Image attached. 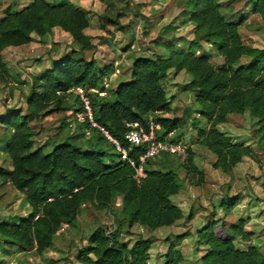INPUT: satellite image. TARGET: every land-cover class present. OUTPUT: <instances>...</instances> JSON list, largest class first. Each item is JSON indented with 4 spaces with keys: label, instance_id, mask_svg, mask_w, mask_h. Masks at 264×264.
I'll list each match as a JSON object with an SVG mask.
<instances>
[{
    "label": "trees",
    "instance_id": "obj_1",
    "mask_svg": "<svg viewBox=\"0 0 264 264\" xmlns=\"http://www.w3.org/2000/svg\"><path fill=\"white\" fill-rule=\"evenodd\" d=\"M251 1L252 14L264 23V0ZM189 6L190 20L195 26L190 49L179 51L172 45L168 57H138L132 65L130 80L114 88L110 85L108 89L109 76L117 69L115 65L98 67L96 59L87 58V53L94 52L96 46L87 34L89 15L75 4L53 5L47 0H34L0 22L2 82L11 76L3 60V52L8 48L27 46L35 36L43 38L55 28L70 35L78 46L54 61L43 75L33 78L26 115L12 110L10 117L2 121L12 134L4 148L12 169H0V180L2 185H11L25 197L31 213L19 223L0 222L1 238L23 251L35 250L42 255L52 248L54 238L64 227L76 224L86 204L106 210L111 209L117 198L121 208L116 219L128 230L140 227L155 233L182 220H192V215L186 217L172 201L182 190L179 171L173 167L155 170L150 166L158 160L179 157L180 170L185 171L189 186L203 187L206 173L196 164L195 152L188 149L184 155H164L149 161L148 176L139 182L131 163L138 167L148 146L135 147L125 141L128 123L146 127L150 117L159 125L161 139L176 134L183 126L181 117L170 116L174 110L163 86L171 71L176 75L185 72L191 77L186 91L195 95L200 107L198 114L207 121V127L198 130V144L215 157L214 169L232 176L245 158L260 163L252 146L235 144L219 127L233 116L248 113L258 120L255 145L264 156V48L245 44L241 31L246 21L229 20L227 9L219 0H191ZM203 44L217 47L223 59L220 68L212 64L210 56L198 54ZM245 58L250 60L248 66L238 68ZM79 88L90 96L97 122L121 141L130 161H123L114 145L96 131H92L99 136L96 144L103 143L106 147L87 151L82 147L81 136H70L63 142L53 143L49 151L46 150L48 145L35 148L33 119L72 111L70 117L75 119L79 129L86 126L76 121V113L82 109L80 97L74 93ZM101 93L106 95L101 96ZM69 100H73L72 106H66ZM176 140L182 141L178 136ZM111 148L117 151L119 162L109 153ZM246 226L243 219L231 224L225 238L217 235L215 222L200 229L197 244L205 253L203 264H264V253L254 245L253 233ZM119 234L118 230L110 232L98 226L89 236L88 246L79 251V264L151 263L152 239L140 237L129 246L120 241ZM238 242L245 248L239 249ZM183 261V252L173 244L166 254L165 264H182Z\"/></svg>",
    "mask_w": 264,
    "mask_h": 264
},
{
    "label": "rangeland",
    "instance_id": "obj_2",
    "mask_svg": "<svg viewBox=\"0 0 264 264\" xmlns=\"http://www.w3.org/2000/svg\"><path fill=\"white\" fill-rule=\"evenodd\" d=\"M34 0H0V22L8 14L19 12ZM53 5L71 2L88 13L90 27L87 34L96 46L94 52H88V59H96V65L106 68L115 65L118 70L109 76L112 88L122 81H129L132 65L138 57H168L174 45L175 50L190 49L194 39L195 26L190 20L191 0H47ZM225 7L226 16L231 21L245 20L242 37L246 45L264 48V23L259 16L252 14L251 0H219ZM78 46L70 35L59 28L49 30L43 37H34V41L23 47L8 48L3 52V60L11 74L7 81H0V169L11 170L12 163L4 148L11 131L2 121L10 117L12 110L27 114L28 97L35 77H40L50 69L53 62L71 53ZM199 55L210 56L216 68L223 65L217 47L203 44L197 50ZM250 60L243 59L237 67L248 66ZM191 81L190 75L183 72L178 75L169 72L163 81L167 97L171 101L174 113L183 119V126L176 132L187 145L196 152V164L206 173L203 187H191L184 170H180L182 161L177 158L168 161L158 160L151 164L155 170H167L171 167L179 171L182 190L172 201L185 211L192 220H182L177 225L149 233L146 229L135 227L128 230L116 219L121 208L120 199H116L111 209L99 210L90 203L86 204L73 226L64 227L54 238L52 248L40 255L35 250L23 251L0 237V264H79V251L88 246V238L98 227L103 226L110 232L119 231L120 241L133 246L140 238H150L151 263L165 264L169 248L176 244L184 254L182 264H203L205 253L198 249L197 232L209 222H215L216 233L220 237L228 236L231 224L243 219L247 230L253 233L254 245L264 253V156L255 145L257 119L248 113L233 116L219 129L230 136L235 144L252 146L259 155L260 163L245 158L237 166L232 176L224 175L214 169L215 157L198 144V130L207 127V121L198 114L200 109L195 95L186 91ZM21 82V83H20ZM73 100L66 102L72 106ZM71 112H55L43 119H33L35 148L63 142L70 136H81L84 150L104 148L105 144H96L99 136L86 126L79 129ZM166 116V115H165ZM95 144V145H94ZM98 148V149H99ZM109 153L115 162L120 159L115 149ZM110 160L107 159V162ZM208 178V181H207ZM235 205H230L231 203ZM31 209L25 197L11 185H2L0 180V222L19 223L30 215ZM226 223V227L224 225ZM190 234L186 239L180 236ZM239 249L245 246L237 243Z\"/></svg>",
    "mask_w": 264,
    "mask_h": 264
},
{
    "label": "built area",
    "instance_id": "obj_3",
    "mask_svg": "<svg viewBox=\"0 0 264 264\" xmlns=\"http://www.w3.org/2000/svg\"><path fill=\"white\" fill-rule=\"evenodd\" d=\"M109 87L110 83H107L106 88L108 89ZM74 93L80 97L82 103V109L76 113V121L88 126L91 131L98 132L114 145L115 149L122 155L123 161H130L129 153L121 141L116 139L106 127L97 122L91 98L86 91L83 88H79L74 90ZM100 95L105 96L106 94L101 93ZM127 128L129 131L125 137V141L129 145L135 147L148 146L146 153L141 159V164L136 167L134 163H131L136 168V179L139 182L148 176L147 166L149 161H153L164 155L173 157L184 155L188 150L184 142L176 140L175 133H171L166 138L161 139L160 127L154 117L149 118L146 127H143L139 123H128Z\"/></svg>",
    "mask_w": 264,
    "mask_h": 264
},
{
    "label": "crops",
    "instance_id": "obj_4",
    "mask_svg": "<svg viewBox=\"0 0 264 264\" xmlns=\"http://www.w3.org/2000/svg\"><path fill=\"white\" fill-rule=\"evenodd\" d=\"M24 47H25V46H24ZM117 71H118V70H117ZM193 148H194V146H193ZM193 148H192V149H193ZM193 151H194V150H193ZM194 152H195V151H194ZM195 154H196V152H195ZM217 171H218V172H221V171H219V170H217ZM222 174H223V173H222ZM207 181H208V178H207ZM178 206L183 210V212H184V214H185V211H184V209L181 207V205L178 204ZM192 218H193V217H192ZM177 224H178V223H177ZM177 224H176V225H177Z\"/></svg>",
    "mask_w": 264,
    "mask_h": 264
}]
</instances>
